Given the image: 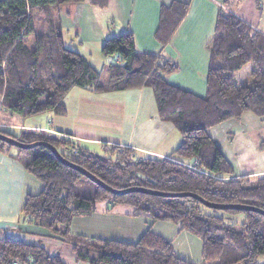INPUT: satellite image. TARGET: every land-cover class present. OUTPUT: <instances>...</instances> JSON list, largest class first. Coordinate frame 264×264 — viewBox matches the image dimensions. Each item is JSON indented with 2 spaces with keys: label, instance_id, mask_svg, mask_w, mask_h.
Wrapping results in <instances>:
<instances>
[{
  "label": "trees",
  "instance_id": "obj_1",
  "mask_svg": "<svg viewBox=\"0 0 264 264\" xmlns=\"http://www.w3.org/2000/svg\"><path fill=\"white\" fill-rule=\"evenodd\" d=\"M109 1L0 0V112L19 119L47 111L65 116V98L73 88L104 92L149 87L160 119L174 124L182 136L171 157H140L129 147L110 148L105 156L82 149L75 155V142L67 137L34 129L16 134L0 128V132L23 143L48 142L63 157L114 189L144 187L192 193L210 203L264 210V177H234L232 165L210 135L212 128L239 120L246 112L264 117V35L232 12L222 11L210 45L207 94L200 97L170 83L168 76L178 65L162 55L138 52L131 32L105 40L101 52L112 62L103 70L66 47L49 8L86 2L104 9ZM187 11L188 4L180 1L161 7L155 38L162 46L171 40ZM38 14L50 19L40 32ZM249 64L252 81L239 85L237 74ZM5 148L13 150L12 156L44 185L41 193L27 196L24 221L69 243L78 262L194 264L179 258L172 242L151 229L135 243L71 233L75 217L91 215L106 202L112 208L127 206L130 216L168 221L199 237L203 242L201 264H261L263 214L213 209L192 196L114 195L62 163L48 147L22 149L0 141V149ZM241 214L243 220L237 222L236 216ZM16 262L66 264L44 246L9 237L0 230V264Z\"/></svg>",
  "mask_w": 264,
  "mask_h": 264
},
{
  "label": "crops",
  "instance_id": "obj_2",
  "mask_svg": "<svg viewBox=\"0 0 264 264\" xmlns=\"http://www.w3.org/2000/svg\"><path fill=\"white\" fill-rule=\"evenodd\" d=\"M174 1L187 3L188 11L171 40L162 46L155 38L160 10ZM63 7L65 13L61 15L60 25L65 45L62 27L71 26L83 40L77 51L95 68L105 69L112 62L101 52L105 40L128 31L134 35L138 52L162 55L178 65V70L168 76L170 83L200 97L207 94L210 45L222 11L232 12L264 35V0H110L104 9L86 2ZM78 89L81 90H73L77 92L72 109L65 98V116L52 112L54 116L47 114V122L41 124L37 120L20 122L17 117L0 112V128L13 133L34 129L68 136L93 154L103 151L107 154L113 147H129L140 157L169 158L180 145L182 136L174 124L160 119L151 88L104 92ZM210 135L232 165L234 177H264V117L246 112L239 120L212 128ZM13 153V150L0 149V230L9 237L44 246L66 264H87L75 259L69 252V243L52 238L46 231L24 221L22 210L27 196L41 193L44 185ZM129 211L127 206L112 208L109 203H102L95 213L75 217L71 233L135 243L151 229L172 242L179 258L201 264L203 242L199 237L168 221L130 216Z\"/></svg>",
  "mask_w": 264,
  "mask_h": 264
},
{
  "label": "water",
  "instance_id": "obj_3",
  "mask_svg": "<svg viewBox=\"0 0 264 264\" xmlns=\"http://www.w3.org/2000/svg\"><path fill=\"white\" fill-rule=\"evenodd\" d=\"M0 141L9 144L11 146L14 147H18V148H22V149H28V148H35L37 146H45L48 147L53 154L64 164L76 169L77 171L81 172V174H83L85 177L89 178L91 181H93L94 183L102 186L105 190H107L108 192L114 194V195H125L131 192H141V193H145V194H149V195H155V196H162V197H186V196H192L195 197L197 199H199L200 201H202L206 206L213 208V209H223V210H244V211H255L258 212L260 214L264 215V210L254 207V206H249V205H244V204H218V203H210L207 202L205 200H203L202 198H200L199 196L192 194V193H169V192H162V191H158V190H152V189H148V188H144V187H130V188H125V189H114L108 185H106L104 182H102L101 180H99L97 177H95L93 174H91L89 171H87L86 169L80 167L79 165L71 162L70 160H68L67 158L63 157L59 151L56 149L55 146L51 145L48 142H43V141H39V142H34V143H23L21 141H18L17 139H15L14 137H11L7 134H4L2 132H0Z\"/></svg>",
  "mask_w": 264,
  "mask_h": 264
},
{
  "label": "rangeland",
  "instance_id": "obj_4",
  "mask_svg": "<svg viewBox=\"0 0 264 264\" xmlns=\"http://www.w3.org/2000/svg\"><path fill=\"white\" fill-rule=\"evenodd\" d=\"M65 4H69V3H61V4H58L57 6H55V7H51V8H49V10H48V13H49V15H50V19L53 21V22H56L57 24H61L60 23V18L62 17L61 15L63 14V13H65V10H64V7L63 6H65ZM40 13H43V11H41ZM50 19H48V17H46V15H44V14H38L37 16H36V21H37V30L40 32L42 29H44V27H45V25L47 24V22H48V20H50ZM60 27H61V25H60ZM62 29H63V31H64V33H65V36H66V41H67V46L66 47H68V48H70V49H72V50H74L75 49V51H77V47H80V44H79V42H81V43H83V40H82V37L81 36H77V35H75V30H72V28H71V26H65V28L64 27H62ZM81 39V40H78V39ZM112 60V59H111ZM102 68H100L99 70H101ZM251 69H252V65L251 64H249V65H247L246 67H244L241 71H240V73H238V75H237V78H236V81H237V83L239 84V85H248L249 83H251V81H252V77H251V75H250V73H251ZM103 70V69H102ZM239 78V79H238ZM73 90H81V89H78V88H73L70 92H69V94H67V96H66V100L68 101V103H69V106H70V109H72V99H73V96H74V94H75V92H77V91H73ZM74 108V107H73ZM1 110V109H0ZM74 110V109H73ZM51 115V116H54V114L52 113V112H50V111H47V112H44V113H40V114H37V115H34V116H31V117H27V118H24V119H19L18 118V120H20V122L23 120V121H25V123H32V122H36V120L37 121H40L41 122V124H43L44 123V121H45V123L47 122L46 121V115ZM63 118H67V117H63ZM14 132L16 133V134H18L19 132H18V130H14ZM67 138H69L68 136H67ZM70 139V138H69ZM70 140H72V139H70ZM75 147L76 148H78V150L80 151L82 148L78 145V144H76L75 143ZM118 148H120V147H118ZM122 148V147H121ZM82 150H84V149H82ZM87 151V150H86ZM88 152V151H87ZM90 153V152H89ZM105 152L103 151V152H100V153H97V154H99V155H101V156H105V154H104ZM72 154H75V153H73L72 152ZM90 154H93V153H90ZM107 154H109V151L107 150ZM75 155H77V154H75ZM235 165V164H234ZM236 166V165H235ZM41 182V181H40ZM42 183V182H41ZM43 184V183H42ZM100 204H102V203H100ZM229 216V215H228ZM243 220V215L241 214V215H237L236 216V221L237 222H241ZM69 252L71 253V251H70V249H69ZM64 258L66 259V261H68V254H67V251H64ZM260 263L261 264H263L264 263V256H262L261 258H260Z\"/></svg>",
  "mask_w": 264,
  "mask_h": 264
},
{
  "label": "built area",
  "instance_id": "obj_5",
  "mask_svg": "<svg viewBox=\"0 0 264 264\" xmlns=\"http://www.w3.org/2000/svg\"><path fill=\"white\" fill-rule=\"evenodd\" d=\"M73 153L78 154V153H79L78 148L75 147V148L73 149ZM14 264H18V263L16 262V263H14Z\"/></svg>",
  "mask_w": 264,
  "mask_h": 264
}]
</instances>
